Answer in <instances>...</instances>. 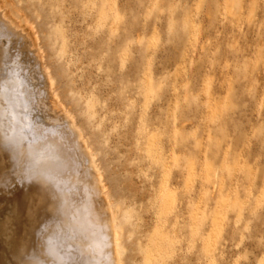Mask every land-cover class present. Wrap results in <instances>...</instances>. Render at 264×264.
I'll use <instances>...</instances> for the list:
<instances>
[{
	"label": "rangeland",
	"instance_id": "obj_1",
	"mask_svg": "<svg viewBox=\"0 0 264 264\" xmlns=\"http://www.w3.org/2000/svg\"><path fill=\"white\" fill-rule=\"evenodd\" d=\"M7 3L36 27L54 92L94 153L123 264H264V0ZM12 58L0 65L4 164L9 136L33 146L24 139L5 170L6 228L37 164L54 163L62 179L68 169L27 127ZM34 118L56 124L43 109Z\"/></svg>",
	"mask_w": 264,
	"mask_h": 264
},
{
	"label": "bare ground",
	"instance_id": "obj_2",
	"mask_svg": "<svg viewBox=\"0 0 264 264\" xmlns=\"http://www.w3.org/2000/svg\"><path fill=\"white\" fill-rule=\"evenodd\" d=\"M39 40L33 23L24 15L18 17L13 15L7 0H0V65L6 64L7 56L12 54L10 65L12 63L11 66L15 65L20 72L24 71L21 75V89L24 91L23 107L30 114L26 119L27 127L36 134L37 143L48 140L56 145L61 158L68 165L66 178L63 179L60 177V168L54 163L41 162L42 164L36 165L32 175L27 174L25 180L27 188L19 201L15 202L18 208H14L8 219L10 228L5 227L0 216V264H123L119 228L105 190L103 175L97 167L94 153L81 128L54 92V81L45 64ZM22 55L32 58L28 67H24ZM36 72L43 81L40 87L32 82ZM21 100L23 101L22 98ZM9 107L11 109V106ZM38 109H43L52 122L56 123L55 126L49 124L46 128L44 123H39L34 118V111ZM28 135L23 132L9 136V157L6 165L9 164L10 169L7 168L9 165L4 164L0 152L2 191L8 188L6 183L8 185L12 174L5 170H12V166L20 157L22 141L26 139L27 144L33 146ZM66 185H69L68 190L65 188ZM1 201L0 208H3ZM88 252L91 258L88 257ZM79 255L82 256L78 258ZM91 260H95V263Z\"/></svg>",
	"mask_w": 264,
	"mask_h": 264
}]
</instances>
